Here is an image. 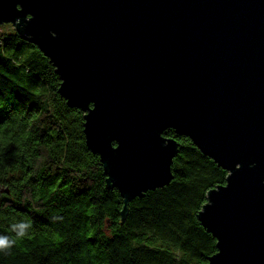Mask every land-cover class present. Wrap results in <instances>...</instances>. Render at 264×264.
Here are the masks:
<instances>
[{
    "label": "water",
    "instance_id": "water-1",
    "mask_svg": "<svg viewBox=\"0 0 264 264\" xmlns=\"http://www.w3.org/2000/svg\"><path fill=\"white\" fill-rule=\"evenodd\" d=\"M49 59L106 185L168 186L174 130L228 173L197 218L207 264H264V0H0Z\"/></svg>",
    "mask_w": 264,
    "mask_h": 264
},
{
    "label": "trees",
    "instance_id": "trees-1",
    "mask_svg": "<svg viewBox=\"0 0 264 264\" xmlns=\"http://www.w3.org/2000/svg\"><path fill=\"white\" fill-rule=\"evenodd\" d=\"M60 83L25 38L0 39V264H207L216 240L197 215L228 173L167 129L172 180L125 203Z\"/></svg>",
    "mask_w": 264,
    "mask_h": 264
},
{
    "label": "rangeland",
    "instance_id": "rangeland-1",
    "mask_svg": "<svg viewBox=\"0 0 264 264\" xmlns=\"http://www.w3.org/2000/svg\"><path fill=\"white\" fill-rule=\"evenodd\" d=\"M16 33L15 28L12 24L10 23H1L0 24V39H2L3 37L10 35V34H14ZM4 189L1 191L3 192Z\"/></svg>",
    "mask_w": 264,
    "mask_h": 264
},
{
    "label": "clouds",
    "instance_id": "clouds-1",
    "mask_svg": "<svg viewBox=\"0 0 264 264\" xmlns=\"http://www.w3.org/2000/svg\"><path fill=\"white\" fill-rule=\"evenodd\" d=\"M0 245H6V242H5V243H3V244H0Z\"/></svg>",
    "mask_w": 264,
    "mask_h": 264
}]
</instances>
